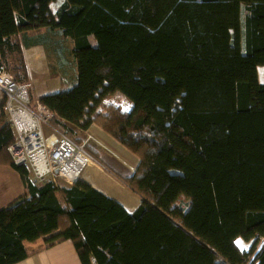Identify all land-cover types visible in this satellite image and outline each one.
Returning a JSON list of instances; mask_svg holds the SVG:
<instances>
[{"label": "trees", "instance_id": "obj_1", "mask_svg": "<svg viewBox=\"0 0 264 264\" xmlns=\"http://www.w3.org/2000/svg\"><path fill=\"white\" fill-rule=\"evenodd\" d=\"M52 1L0 0V74L29 83L23 49L70 38L71 86L37 101L130 151L139 202L128 210L80 178L34 182L8 152L3 97L0 165L23 193L0 207V264L38 238L68 240L80 264H264V0ZM115 92L131 109L107 102Z\"/></svg>", "mask_w": 264, "mask_h": 264}, {"label": "rangeland", "instance_id": "obj_2", "mask_svg": "<svg viewBox=\"0 0 264 264\" xmlns=\"http://www.w3.org/2000/svg\"><path fill=\"white\" fill-rule=\"evenodd\" d=\"M59 1L62 0L52 1L49 6L50 10H53ZM47 37L48 42H43L41 46L29 50L23 49L22 51L28 72L27 82L30 83V97L33 98H31L32 100L30 101V106L32 108L35 107V102L44 93L52 92L55 88H67L71 86L70 79L75 75V68L70 54L72 44L70 41L71 39L64 36L61 37V35L58 34ZM258 67V71L260 75H262L264 68L261 66ZM114 94L108 99L119 103L120 101ZM123 97L126 99L124 100L126 104L121 105L128 109L132 102L127 97ZM1 98H3L2 93H0V99ZM49 124H51V127L58 132H62L71 137V139L79 145H82L81 143L88 135L91 136L87 141V144L89 145H87L88 147L86 146V151L88 152L89 147L92 145L97 150L98 155H94L92 150H89V153L94 159L84 167L79 177L80 180L88 183L95 189L100 190L112 198H117V200L121 202L123 198L129 199L133 204L139 202V197H137V195L126 186L128 177L137 165L136 159L130 151L119 144V147L122 150H115L114 153L107 148L108 146L106 144L103 145L95 136V132H99L102 136L103 134L107 136L109 135L102 131L97 125H91L85 131L81 129L77 130L76 127L72 125L63 127L59 124L57 117H53V119L49 121ZM45 126H47V124H45ZM53 131L54 130H50L49 127H43V133L47 138L53 136ZM110 138L113 139L112 137ZM127 154L131 157H127ZM111 176L116 177L117 180H112ZM134 207L135 205L132 206V209ZM237 242L242 248H249L250 244L243 243L242 239H238ZM64 254L63 243H55V248L53 249V253L49 255L48 261L50 264H62ZM73 262L66 257L65 264H72Z\"/></svg>", "mask_w": 264, "mask_h": 264}, {"label": "built area", "instance_id": "obj_3", "mask_svg": "<svg viewBox=\"0 0 264 264\" xmlns=\"http://www.w3.org/2000/svg\"><path fill=\"white\" fill-rule=\"evenodd\" d=\"M29 87V83H18L10 76L0 74V93L15 131V139L8 146V152L15 163L29 167L32 180L36 183L55 176L65 184H73L84 167L94 159L86 151L91 136L88 135L79 145L53 129L49 121L55 117L54 113L38 101L34 108L30 106ZM43 127L54 130L51 138L44 135Z\"/></svg>", "mask_w": 264, "mask_h": 264}, {"label": "crops", "instance_id": "obj_4", "mask_svg": "<svg viewBox=\"0 0 264 264\" xmlns=\"http://www.w3.org/2000/svg\"><path fill=\"white\" fill-rule=\"evenodd\" d=\"M40 31L44 32V30H40ZM29 33L31 34L32 32H29ZM48 36H52V35L49 34ZM61 37H63V36H61ZM47 41H48V37H47ZM35 47H37V46L30 47V48H28V50L35 48ZM25 50H27V49H25ZM29 94H30V92H29ZM114 95L117 96L116 98L120 102L118 103V102L112 101L110 99H107V102H111V103L117 104V105L126 104V102L124 101L126 99L123 97L124 96L123 94L115 93ZM127 105H128V103H127ZM121 107H123V106L121 105ZM131 107H132V104L128 109H126L124 107L123 108L125 110H129V109H131ZM58 122L63 127L67 126V124L63 125L61 123V121H59V119H58ZM65 133H67V132H65ZM69 133L72 134L71 132H69ZM95 136L99 139V141L103 145L106 144L108 146L107 148H109L113 152L115 150H122L119 147V143H117L116 141L111 139L109 136H107L105 134H103V136H102L99 132H95ZM91 146L89 147L88 152H89V150H92L94 155H98L97 150L93 146L92 147ZM126 156L131 157L128 154ZM22 193H23V185H22V181H21V178H20L18 172L9 165H0V207L6 205L10 201L15 199L19 195H21ZM114 199L116 201H118L120 204H122L128 210H132V206L133 205L136 206L138 204V202L135 204H133V202L131 203L129 201V199H127V198H123L122 202L117 200V198H114ZM43 242L44 241L42 238H38L32 243H28L29 247L32 248V251H34V253L32 255H30L28 258H26L23 261L16 263V264H50V262L48 261V257L51 253H53V249L55 248V245L51 246L50 248H47L46 245L44 246ZM59 242L63 243V249H64V253H65L63 256V259H62V261H63L62 264H65L66 257H68L70 259V261H72V262L74 261L72 264H80L78 261V258L76 256V252L74 250V247L71 244V242H69L68 240L60 239V240H57L56 243H59Z\"/></svg>", "mask_w": 264, "mask_h": 264}]
</instances>
